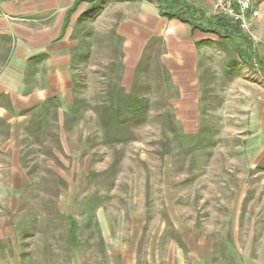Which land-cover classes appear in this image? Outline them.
<instances>
[{
  "label": "rangeland",
  "instance_id": "1",
  "mask_svg": "<svg viewBox=\"0 0 264 264\" xmlns=\"http://www.w3.org/2000/svg\"><path fill=\"white\" fill-rule=\"evenodd\" d=\"M103 23L83 25L68 97L32 112L10 140L18 153L0 155V264H70L75 253L92 263L130 243L200 264H264V124L250 96L263 70L224 37L186 99L161 45L130 60Z\"/></svg>",
  "mask_w": 264,
  "mask_h": 264
},
{
  "label": "crops",
  "instance_id": "2",
  "mask_svg": "<svg viewBox=\"0 0 264 264\" xmlns=\"http://www.w3.org/2000/svg\"><path fill=\"white\" fill-rule=\"evenodd\" d=\"M180 1L167 0L168 7L171 2L191 6L198 15L196 25L204 29H192L189 23L162 15L161 6L166 1L0 0V155L9 151L18 153L10 140L23 137L32 112L50 99H66L72 91L74 68L83 55L82 28L91 21L80 19L95 7H101L95 17L97 21L102 19L106 26L115 27L126 58H143L150 48L161 45L160 63L183 98L189 99L191 90L200 91L204 77L202 62L206 56L210 59L219 52L214 47L224 37L235 42L239 58L252 60L264 74V0H254L258 15L249 19L248 32L241 31L228 18L218 20L211 0ZM216 29L223 32L222 38ZM150 41L153 45H149ZM233 82H241L239 76L233 77ZM250 91L251 98L259 100L254 121L261 128L264 87H251ZM129 245H112L110 252L95 255L92 263L83 253H75L70 256V264H200L201 261L198 254L186 257L177 250L138 254L137 245Z\"/></svg>",
  "mask_w": 264,
  "mask_h": 264
},
{
  "label": "built area",
  "instance_id": "3",
  "mask_svg": "<svg viewBox=\"0 0 264 264\" xmlns=\"http://www.w3.org/2000/svg\"><path fill=\"white\" fill-rule=\"evenodd\" d=\"M214 14L228 18L241 31L248 32L249 19L258 15L254 0H211Z\"/></svg>",
  "mask_w": 264,
  "mask_h": 264
},
{
  "label": "trees",
  "instance_id": "4",
  "mask_svg": "<svg viewBox=\"0 0 264 264\" xmlns=\"http://www.w3.org/2000/svg\"><path fill=\"white\" fill-rule=\"evenodd\" d=\"M160 1H166L165 3H163L164 5L161 6V13L162 15H165L167 16L168 18H175V19H178L180 20L181 22H185V23H189L190 26L192 27V29H195V28H202L204 29V27L202 25H196L195 23H192L190 22L188 19L182 17L179 12H174L176 10V6L177 5H180V7H182V4L178 3V2H175L176 5H174L173 7L171 6L170 8L168 7L169 4L167 2V0H160ZM185 6H188V8H190L191 6L189 5H185ZM192 8V7H191ZM101 7H95L93 9H90L88 11H86L84 14H83V17L82 19H80V21H84V20H92L94 19L98 12L100 11ZM196 11V10H195ZM223 25V24H222Z\"/></svg>",
  "mask_w": 264,
  "mask_h": 264
}]
</instances>
